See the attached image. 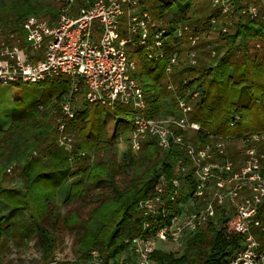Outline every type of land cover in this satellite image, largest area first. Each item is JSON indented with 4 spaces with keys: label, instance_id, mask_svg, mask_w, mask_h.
<instances>
[{
    "label": "built area",
    "instance_id": "2783aa9c",
    "mask_svg": "<svg viewBox=\"0 0 264 264\" xmlns=\"http://www.w3.org/2000/svg\"><path fill=\"white\" fill-rule=\"evenodd\" d=\"M143 1L63 0L54 17L29 15L19 35L9 33L0 42V85L54 78L68 83L69 90L53 117V131L55 143L70 159L74 132L68 128L81 95L86 104L111 111L118 106L128 108L132 123L128 143L133 153L148 137L163 152L175 145L183 153L173 175L160 173L153 196L139 200L140 224L124 239L120 252L105 256L94 247L80 260H67L66 252L55 248L42 264H156L152 260L156 250L177 252L187 238L212 225L240 236L226 264H264V151L258 146L264 132L239 140L242 150L237 160L230 158L221 136L211 135L209 142L201 144L174 132L202 129L189 117L190 100L198 91L188 90L181 96L172 80L184 41L189 45L187 64L197 63L198 38L183 22L167 35V26L152 19ZM211 5L216 12L209 16L208 25L221 33L229 30L239 14L250 19L260 14V5L254 1L238 9L234 0H211ZM261 20L264 24V13ZM129 46L141 47L149 61L165 62L166 89L175 104L171 115L148 113L145 93L132 76L136 64L127 53ZM66 245L70 247L69 242Z\"/></svg>",
    "mask_w": 264,
    "mask_h": 264
},
{
    "label": "trees",
    "instance_id": "16d2710c",
    "mask_svg": "<svg viewBox=\"0 0 264 264\" xmlns=\"http://www.w3.org/2000/svg\"><path fill=\"white\" fill-rule=\"evenodd\" d=\"M174 2L187 5L181 14L182 22L198 39L195 45L197 63L193 66L187 64L185 52L189 45L184 41L179 56L181 61L174 68L172 80L181 96H185L188 90L198 91L197 96L190 100L192 111L189 117L199 122L202 128L197 132L176 129L174 132L201 144L209 142L211 135L221 136L227 142L230 158L237 160L240 152L233 150V144L251 133L264 132V24L261 20L264 4L260 6L258 17L250 19L239 14L238 20L226 33L212 30L208 25L209 16L216 12L211 0L201 4L193 3V0H144L142 5L155 21L166 18ZM62 3L57 6L54 0H0V32L7 26L8 16L12 19L10 32L19 35L26 17L32 14L54 17ZM234 3L236 9L247 5L244 0H234ZM167 26L166 34L169 35L177 23L170 21ZM204 32L217 34L216 42L225 50L208 46L200 57L201 42L205 43ZM127 53L135 61L132 76L145 93L148 113L159 114L162 100L171 96L166 89L165 62L147 60L144 50L138 46H129ZM57 85L63 89L55 95L43 94L22 110L14 109L8 127L0 125V200L12 212H26L37 233L36 247L42 254V262H45L56 247L57 223L71 229L79 222L78 216L71 214L52 222L50 228L44 223L54 216L49 205L57 191L69 179L73 168L82 165L83 176L69 185L64 202L72 203L97 188L107 189L108 194L93 201L96 204L90 213L98 226L95 231L83 229L77 237L78 260L86 257L94 247L105 256L114 255L124 248V239L138 229L141 221L139 200L153 196L160 173L173 175L175 163L183 158V153L175 145H171L169 152H163L156 141L148 137L142 141L136 154L127 150L117 159L111 153L113 142L132 127L128 108L118 106L111 111L99 105L86 104L81 95L75 118L68 128L74 132V157L70 159L68 153L55 143L53 117L69 90L65 81H57ZM107 112L117 120L109 138L104 121ZM235 116H238L237 120L233 119ZM258 146L264 151V140ZM33 151L36 155H32ZM80 152L86 155L81 156ZM105 152L107 155L103 157ZM10 167L11 172H6ZM16 171L22 185L5 186L7 175ZM120 171H132L134 174L130 183L123 187L116 182ZM11 237L10 220L8 216H2L0 250ZM239 239L240 236L227 234L212 225L206 231L187 238L181 254L161 248L153 253L152 260L156 264H226L229 255L237 249ZM203 244L206 247L201 250Z\"/></svg>",
    "mask_w": 264,
    "mask_h": 264
},
{
    "label": "rangeland",
    "instance_id": "374dc122",
    "mask_svg": "<svg viewBox=\"0 0 264 264\" xmlns=\"http://www.w3.org/2000/svg\"><path fill=\"white\" fill-rule=\"evenodd\" d=\"M63 0H54L55 4L58 6L62 3ZM207 0H193V3L201 4ZM257 2L260 6L264 4V0H244V3L249 4L250 2ZM187 9L186 4H179L174 2L171 9L166 13V18L155 20L156 23L163 24L167 26V23L170 21L181 23L183 14ZM40 15V14H38ZM41 16H44L43 14ZM7 26L0 32V42L5 40L8 36L7 34L11 33L12 19L10 16L6 18ZM184 21V20H183ZM122 27L126 28L125 20L122 22ZM168 28V26H167ZM2 28H0L1 30ZM6 33V34H3ZM15 35H17L14 32ZM205 43L201 42L200 45V57L206 53L208 46L214 47L217 50H225L222 45L218 44L217 34L212 32H204ZM182 50V48H181ZM180 50V51H181ZM181 61V60H180ZM57 81H62L60 78L48 79L40 83H17L13 85H0V125L2 128H7L11 122V113L14 109L22 110L27 106L35 103L43 94L55 95L58 91L63 89L61 86L57 85ZM63 82V81H62ZM60 89V90H59ZM162 110L159 112L160 115H171L175 111V104L171 96H167L162 100ZM157 114V115H159ZM106 134L107 137L111 136L113 133L114 126L116 121L113 118L112 113L107 112L104 117ZM129 130L122 132L117 139L113 142V147L111 153L114 154L117 159L121 156L122 153L130 150V145L128 143ZM233 150L240 152L242 150L241 141H237L232 146ZM232 150V151H233ZM132 152V151H131ZM133 153V152H132ZM93 154V153H92ZM91 154V155H92ZM107 153L103 154L105 157ZM93 161H94V155ZM84 172V166L74 167L72 174L69 179L59 188L56 193L54 200L50 203L49 207L53 211L54 216L45 220V225L50 228L52 222H56L59 219H62L68 215L75 214L78 216L79 222L73 228H64L57 223L55 235L57 238V243L55 248H59L62 252H66L65 258L67 260H78L77 252V237L84 230L95 231L98 222L91 218V210L98 201V198L103 197L108 194L107 189L97 188L90 192L88 196L78 197L72 203H65L64 200L69 192V185L82 178ZM134 174L132 171L125 172L120 171L116 175V182L120 187L125 186L130 183V180L133 178ZM4 185L7 187H17L22 185V180L19 174L12 173L8 174L5 178ZM11 208L7 206L0 200V217L8 216L11 224L12 237L1 247L0 250V264H42V254L36 247L37 233L34 226L29 221L24 210H18L10 212ZM58 211V213H57ZM209 239V232L206 234ZM65 242V243H64ZM69 242L68 247L66 243ZM166 248H169V245L164 244ZM162 246V247H163ZM206 244L201 246V250H204ZM169 251L170 249H165ZM177 255L181 254L183 251L180 249L177 251Z\"/></svg>",
    "mask_w": 264,
    "mask_h": 264
},
{
    "label": "crops",
    "instance_id": "0c3cea01",
    "mask_svg": "<svg viewBox=\"0 0 264 264\" xmlns=\"http://www.w3.org/2000/svg\"><path fill=\"white\" fill-rule=\"evenodd\" d=\"M26 213V212H25ZM79 264H82V263H79Z\"/></svg>",
    "mask_w": 264,
    "mask_h": 264
}]
</instances>
